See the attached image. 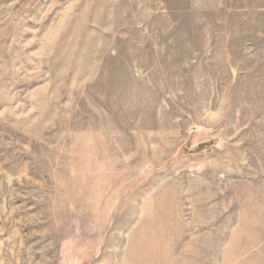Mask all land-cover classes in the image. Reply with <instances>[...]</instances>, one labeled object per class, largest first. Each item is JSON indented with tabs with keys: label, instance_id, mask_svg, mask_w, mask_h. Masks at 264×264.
Here are the masks:
<instances>
[{
	"label": "rangeland",
	"instance_id": "rangeland-1",
	"mask_svg": "<svg viewBox=\"0 0 264 264\" xmlns=\"http://www.w3.org/2000/svg\"><path fill=\"white\" fill-rule=\"evenodd\" d=\"M0 264H264V0H0Z\"/></svg>",
	"mask_w": 264,
	"mask_h": 264
}]
</instances>
